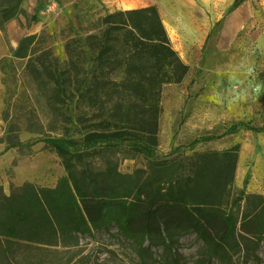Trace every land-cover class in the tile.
I'll use <instances>...</instances> for the list:
<instances>
[{"label":"trees","instance_id":"1","mask_svg":"<svg viewBox=\"0 0 264 264\" xmlns=\"http://www.w3.org/2000/svg\"><path fill=\"white\" fill-rule=\"evenodd\" d=\"M35 39L26 36L16 55L27 59L61 132L43 142L66 175L55 186L0 188L1 252L8 256L22 242L77 243L115 228L141 264H188L179 246L189 235L202 242L196 264H248L264 243V195L235 193L239 144L148 158L132 172L120 167L159 146L164 87L190 72L158 7L107 12L84 39L67 38L64 62L52 48L32 46ZM17 138L6 147L20 145Z\"/></svg>","mask_w":264,"mask_h":264},{"label":"rangeland","instance_id":"2","mask_svg":"<svg viewBox=\"0 0 264 264\" xmlns=\"http://www.w3.org/2000/svg\"><path fill=\"white\" fill-rule=\"evenodd\" d=\"M217 2L208 8L203 0H0L2 191L10 194L25 181L55 186L66 175L59 156L44 148L46 136L61 132L26 69L27 59L16 55L22 40L36 35L32 46L50 47L64 62L68 37L84 39L107 12L129 9L132 3L136 8L158 7L190 72L182 83L164 87L159 146L151 154L121 159V169L132 172L148 158L239 144L235 193L264 195V0H247L237 8L235 0ZM17 137L21 144L7 148L6 142ZM116 232L95 230L80 235L77 243L22 242L8 256L0 247V264H141L130 243ZM201 245L194 235L181 240L188 264H196ZM155 251L156 257L162 253ZM248 264H264V243Z\"/></svg>","mask_w":264,"mask_h":264},{"label":"bare ground","instance_id":"3","mask_svg":"<svg viewBox=\"0 0 264 264\" xmlns=\"http://www.w3.org/2000/svg\"><path fill=\"white\" fill-rule=\"evenodd\" d=\"M203 3L206 5V7L210 8V4H214L216 6L218 2L216 3V0H203ZM129 9L130 8H136L132 3H129L127 6Z\"/></svg>","mask_w":264,"mask_h":264}]
</instances>
